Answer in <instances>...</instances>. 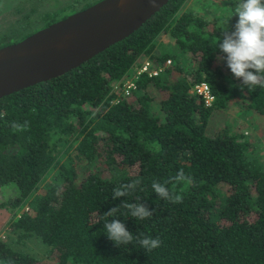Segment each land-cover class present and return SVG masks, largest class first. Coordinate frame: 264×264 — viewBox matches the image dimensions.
Instances as JSON below:
<instances>
[{
	"label": "trees",
	"instance_id": "1",
	"mask_svg": "<svg viewBox=\"0 0 264 264\" xmlns=\"http://www.w3.org/2000/svg\"><path fill=\"white\" fill-rule=\"evenodd\" d=\"M186 1L168 0L78 66L0 97V186L13 192L0 207L30 208L11 219L15 236L0 238V264H264V162L240 130L206 132L213 112L232 100L264 114V89H242L218 59L239 0H226L211 17L185 9ZM67 14L48 11L43 26ZM35 21L3 36L0 46L37 30ZM144 59L162 71L135 73ZM133 72L136 86L125 94L120 82ZM201 80L214 94L210 105L191 90ZM13 121L29 126L14 133ZM181 168L191 177L175 185L183 202L160 199L152 181L170 180ZM137 177L143 191L112 199L114 187ZM124 200L154 212L142 221L118 215L134 236L159 238L160 247L146 252L135 241L117 247L107 238L101 217ZM32 236L50 256L13 246Z\"/></svg>",
	"mask_w": 264,
	"mask_h": 264
},
{
	"label": "water",
	"instance_id": "2",
	"mask_svg": "<svg viewBox=\"0 0 264 264\" xmlns=\"http://www.w3.org/2000/svg\"><path fill=\"white\" fill-rule=\"evenodd\" d=\"M168 0H97L0 46V97L63 74L137 29Z\"/></svg>",
	"mask_w": 264,
	"mask_h": 264
},
{
	"label": "clouds",
	"instance_id": "3",
	"mask_svg": "<svg viewBox=\"0 0 264 264\" xmlns=\"http://www.w3.org/2000/svg\"><path fill=\"white\" fill-rule=\"evenodd\" d=\"M233 16H238V21L234 25V30L224 29L222 39L218 43L221 53L218 59L226 61L231 73L241 81L242 89L245 86L249 91H254L257 87L264 89V0H239ZM28 126V122L19 124L15 121L10 125L14 133L25 131ZM190 182L191 177L181 168L170 180L163 182L153 180L151 187L160 199L179 204L183 202V196L177 194L175 185ZM142 183L143 179L137 177L129 183L119 184L113 189L112 199L128 197L137 188L143 191ZM169 184H173L172 189L168 187ZM121 209H126V212L121 214ZM118 214L123 215L125 219L133 217L137 221H142L151 218L154 212L146 203L127 200L104 212L101 217L104 230L107 238L117 247L127 246L135 241L146 252H151L161 246L162 241L159 238H152L144 233L134 236L126 224L119 219ZM110 217L115 219L110 220Z\"/></svg>",
	"mask_w": 264,
	"mask_h": 264
},
{
	"label": "rangeland",
	"instance_id": "4",
	"mask_svg": "<svg viewBox=\"0 0 264 264\" xmlns=\"http://www.w3.org/2000/svg\"><path fill=\"white\" fill-rule=\"evenodd\" d=\"M69 1L0 0V39L5 35L12 34L14 30L25 29L26 24H33L34 20H36L35 28H41L45 24V19H42V16L48 11L55 10L58 16L74 12L72 11L73 8L63 7ZM185 3V9H194L211 17L215 13L221 12L219 8L225 6L226 0H187ZM159 40L165 43L167 41V33L161 34ZM134 76L135 73L133 72L121 80V91H123L125 80L128 77L133 78ZM152 93L154 94L155 92L153 91ZM222 129H230L231 131L240 130L243 132L251 143L253 153L264 162V114L250 108H245L239 99L232 100L227 106L213 112L209 118L206 132L214 134ZM51 176L52 174L48 175L44 183L49 181ZM42 189V187L39 188L38 192ZM12 193V190L9 191L4 186H0V200ZM22 209L30 210L27 204ZM22 209L16 212L19 213ZM16 212L7 207H0V238L10 241L15 236L10 233L9 225L11 219L17 215ZM13 246L40 259L51 255L48 247L36 236H32L22 242L13 243Z\"/></svg>",
	"mask_w": 264,
	"mask_h": 264
},
{
	"label": "built area",
	"instance_id": "5",
	"mask_svg": "<svg viewBox=\"0 0 264 264\" xmlns=\"http://www.w3.org/2000/svg\"><path fill=\"white\" fill-rule=\"evenodd\" d=\"M171 64V59L167 58L165 65ZM164 66H152L151 61L149 59H144L142 63L138 66L135 73L146 72L148 75H157L160 71H162ZM136 86V82L134 77L127 78L124 82L123 92L128 94L134 87ZM191 90L199 94L202 97V100L205 104L210 105L214 100V94L210 88V85L207 81L201 80L194 82L191 86Z\"/></svg>",
	"mask_w": 264,
	"mask_h": 264
}]
</instances>
